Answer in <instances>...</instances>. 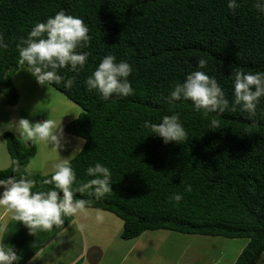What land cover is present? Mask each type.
Listing matches in <instances>:
<instances>
[{
	"label": "trees",
	"instance_id": "obj_1",
	"mask_svg": "<svg viewBox=\"0 0 264 264\" xmlns=\"http://www.w3.org/2000/svg\"><path fill=\"white\" fill-rule=\"evenodd\" d=\"M61 10L81 18L91 37L79 49L89 53L85 68L60 69L61 82L51 85L83 110L64 128L85 142L70 163L80 183L91 179L86 169L97 162L112 173V192L101 199L77 192L74 199L122 219L124 240L149 230L248 239L234 264H257L264 253V100L249 118L239 108L205 115L190 101L164 99L174 83L201 70L231 102L233 69L264 71V15L253 0L235 11L228 0H0V36L8 45L0 49V95L8 105L19 101L12 79L24 67L19 46L36 23ZM109 54L132 65L134 95L105 101L87 90V77ZM202 57L208 65L197 69ZM177 113L188 133L180 144H164L145 127ZM4 137L11 166L0 170V179L23 175L36 182L33 191L51 190L44 180L53 173L26 170L36 145L10 132ZM176 193L179 202L171 199Z\"/></svg>",
	"mask_w": 264,
	"mask_h": 264
},
{
	"label": "clouds",
	"instance_id": "obj_2",
	"mask_svg": "<svg viewBox=\"0 0 264 264\" xmlns=\"http://www.w3.org/2000/svg\"><path fill=\"white\" fill-rule=\"evenodd\" d=\"M242 0H228V8L237 10ZM257 13L264 15V0H253ZM89 29L79 17L67 15L65 11H58L45 22L36 23L27 38L19 46L20 64L30 72L37 83L42 86H51L61 82L60 69L67 68L70 72L79 73L88 63V52L79 51L86 48L91 40ZM8 45L0 36V49ZM208 65L206 58H199L197 69H204ZM133 67L127 61L120 60L112 55H106L95 67L85 81L87 90L96 92L105 100L114 97H129L134 95L129 77ZM232 94L230 102L215 77L206 72L195 70L189 73L182 82H176L164 99L171 103L176 101H190L197 111L209 113H224L226 110L235 111L239 108L255 117L257 108L264 100V71L245 72L237 67L233 69ZM74 78L65 81L66 87H71ZM212 125L218 126L213 119ZM145 127L151 129L152 134L162 138L164 144L176 142L178 144L188 139L179 114L166 115L159 123L145 121ZM19 136L32 144L44 143L53 145L57 150L63 136L60 123L46 119L43 122L32 123L28 119H21L15 126ZM90 177L87 182L77 181L76 172L68 159L55 165V171L45 184L54 187L48 191H33L36 182L27 176L15 175L0 179V206L11 214V219L21 222L30 235L37 232H49L54 227L61 228L65 224L64 217L75 216L86 211L88 202L83 199H74L77 192L90 191L96 199L103 198L112 192V173L109 167L97 162L86 169ZM74 185H79L74 187ZM185 191L191 192L188 185ZM179 202L183 196L179 193L171 197ZM100 217H98L99 219ZM22 257L13 248H6L0 239V264H20Z\"/></svg>",
	"mask_w": 264,
	"mask_h": 264
},
{
	"label": "rangeland",
	"instance_id": "obj_3",
	"mask_svg": "<svg viewBox=\"0 0 264 264\" xmlns=\"http://www.w3.org/2000/svg\"><path fill=\"white\" fill-rule=\"evenodd\" d=\"M12 79L19 101L10 106L7 97L0 95V170L11 166L4 133L10 132L22 139L15 130L21 119L32 123L51 119L63 129L60 146L56 150L51 144H35L36 155L26 170L38 175L54 173L57 163L73 159L85 144L83 139L64 130L83 110L54 87L38 84L24 67ZM64 219L67 225L59 233V228L54 227L34 236L0 206V239L6 248H13L22 257L20 264H93L92 260L97 261L94 264H234L249 241L169 230H149L136 239L124 240L121 237L123 220L108 211L92 208ZM93 249L94 258L95 251L102 250L101 259H98L101 253L97 259L88 256ZM257 264H264V253Z\"/></svg>",
	"mask_w": 264,
	"mask_h": 264
},
{
	"label": "crops",
	"instance_id": "obj_4",
	"mask_svg": "<svg viewBox=\"0 0 264 264\" xmlns=\"http://www.w3.org/2000/svg\"><path fill=\"white\" fill-rule=\"evenodd\" d=\"M71 220V219H70ZM67 225V224H66ZM66 225L64 224V226L63 227H61V228H65L66 227ZM59 231H60V228H59V230H58V233H59ZM95 249V248H94ZM94 249L88 254V256H90V258L92 257V259H97L98 257L97 256H99L100 255V253H101V257H99L98 259H101L102 258V250H100V249H98L97 251H95V253H97V256H96V258H94ZM93 261V264L95 263V262H97V261H94V260H92ZM71 263H72V261H71Z\"/></svg>",
	"mask_w": 264,
	"mask_h": 264
}]
</instances>
